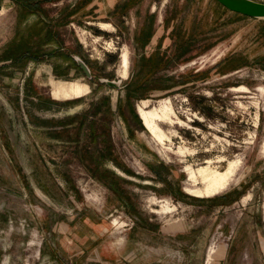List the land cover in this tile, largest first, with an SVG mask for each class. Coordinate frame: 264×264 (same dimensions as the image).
Segmentation results:
<instances>
[{"label":"rangeland","instance_id":"1","mask_svg":"<svg viewBox=\"0 0 264 264\" xmlns=\"http://www.w3.org/2000/svg\"><path fill=\"white\" fill-rule=\"evenodd\" d=\"M43 8L0 0V264H264V19L216 0ZM23 40L50 54L6 59Z\"/></svg>","mask_w":264,"mask_h":264},{"label":"trees","instance_id":"2","mask_svg":"<svg viewBox=\"0 0 264 264\" xmlns=\"http://www.w3.org/2000/svg\"><path fill=\"white\" fill-rule=\"evenodd\" d=\"M14 1L19 6L20 11H21V15H23L26 18L28 15H30L32 13L44 12V8H43L44 3L58 2L60 0H14ZM246 17H248V16H246ZM37 23H38V26H41V28H39V30L37 29V32H36V33H38V31H40V40H43L46 43H52L55 41L59 42V37H60L59 32H57L56 30H54L52 28L53 25L51 23L49 24L47 22V20H40V22H37ZM33 32H34V30H33ZM59 49H63V44H61V42H60ZM9 50L10 49H8V51ZM8 54L9 55L5 57L6 59L12 60L15 57L27 56L29 59H35L36 60V59H44L50 53L44 51L42 49V47H40V46H38V49H34L32 46L29 45L28 41L23 40L19 44H17L16 47H12V54L10 53V51L8 52ZM72 60H73L74 66L76 68L80 69L76 60L75 59H72ZM139 92H140L139 88L135 89V90L132 88V81L127 85V95L129 98L134 96V95H135L134 97L139 96V94H138Z\"/></svg>","mask_w":264,"mask_h":264},{"label":"water","instance_id":"3","mask_svg":"<svg viewBox=\"0 0 264 264\" xmlns=\"http://www.w3.org/2000/svg\"><path fill=\"white\" fill-rule=\"evenodd\" d=\"M228 10L251 18L264 19V1L259 0H216ZM76 62L88 78H92L88 64L80 57H75ZM109 86L118 87V82L104 80Z\"/></svg>","mask_w":264,"mask_h":264},{"label":"bare ground","instance_id":"4","mask_svg":"<svg viewBox=\"0 0 264 264\" xmlns=\"http://www.w3.org/2000/svg\"><path fill=\"white\" fill-rule=\"evenodd\" d=\"M125 54V53H124ZM123 58V57H122ZM124 65L126 66L127 64V57H124L123 59ZM126 69V68H125ZM141 116L146 124V126L151 130V132L156 136V137H160L158 128L155 124H153V120L150 117V114H148V112H146L145 110L141 109ZM207 170L202 169L200 170V173L202 175H204L205 177H211L212 173L207 172ZM232 173V167L223 175H221L218 178H210V182L208 183V186L206 188V193H211V192H216L217 190L219 191V189L223 188L226 184L227 181L229 179L230 174Z\"/></svg>","mask_w":264,"mask_h":264}]
</instances>
